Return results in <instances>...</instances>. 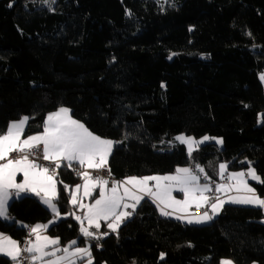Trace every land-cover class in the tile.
Returning a JSON list of instances; mask_svg holds the SVG:
<instances>
[{
	"label": "trees",
	"instance_id": "1",
	"mask_svg": "<svg viewBox=\"0 0 264 264\" xmlns=\"http://www.w3.org/2000/svg\"><path fill=\"white\" fill-rule=\"evenodd\" d=\"M42 1L0 0V134L24 116L37 129L64 107L116 142L107 165L117 181L196 164L215 180L221 163L264 179V0ZM182 133L220 138L222 148L208 143L190 156L172 142ZM77 168L63 164L55 177L65 218L46 233L59 246L85 241L65 190L82 181ZM252 186L264 197V184ZM8 214L0 234L19 242L27 226L52 218L32 196ZM263 218L260 208L225 205L210 223L189 225L144 199L117 232L104 222L108 235L86 239L92 264H264Z\"/></svg>",
	"mask_w": 264,
	"mask_h": 264
},
{
	"label": "snow or ice",
	"instance_id": "2",
	"mask_svg": "<svg viewBox=\"0 0 264 264\" xmlns=\"http://www.w3.org/2000/svg\"><path fill=\"white\" fill-rule=\"evenodd\" d=\"M47 2L48 0H45V3ZM11 6L9 4V7ZM261 79L264 80V75ZM28 119L23 117L18 122L10 123L6 132L0 134V217L7 218V204L12 190L17 196L23 192L34 193L56 216H59L58 206L54 203L58 199L55 177L58 174L57 170L65 162L70 168L78 164L81 169H84L78 172L83 185H76L74 189L65 185V190L70 192L69 203L83 210L82 216L75 213H69V215L79 222L80 233L85 238L99 240L108 235V233H99L101 221L107 222L111 232H117L120 225L133 215L145 197L151 198L164 216H171L177 211H187L193 204L198 208L207 206L210 209L211 215L207 210L200 216L176 215V219L186 220L189 224L211 220L226 202L264 208V198H261L256 189L244 179L247 175L250 179L264 184V179L251 166L247 173H228V183L215 185L217 194L229 191L237 193V195L228 196L227 200L222 199L221 195H216L214 199L206 195L212 191V188L207 182L200 183V174H204L205 181L209 180L205 169L200 164L195 165V171L189 167H178L174 174L127 177L123 181H112L111 187H108L109 180L102 176H93L92 171H101L106 168L113 147L111 140L93 134L83 123L73 119L69 109L64 107L47 116L43 122L42 132L22 138ZM175 139L187 146L191 156L200 144L210 138L205 136L197 141L192 137L179 135ZM216 143L221 144L222 140L217 139ZM41 149L43 160L50 162L54 167H45L37 163L36 159L30 158ZM12 153H16L19 158H11ZM226 167L224 163L219 165L221 178L224 177ZM108 172L111 175L110 169ZM18 173L23 174V181L20 183L16 182ZM150 182L154 183L150 184ZM81 187L86 197L91 196L92 191L98 188L99 198L94 199L93 203L84 204L82 198L77 196ZM173 190L183 193L184 199H176L172 195ZM168 208H172L173 212L167 211ZM126 209L132 211H126ZM85 221H87V227ZM93 227L96 232L89 230ZM47 228V224L31 227L29 234L34 236L35 240L29 239L26 242L27 246L22 249L16 241L0 236V254L8 256L13 264H20L22 253L29 254V264H35L36 261H41L42 264H77V260L83 262L85 258H87V264H92L90 247L75 246L77 245L75 240L66 247H55L59 245V239L42 234ZM49 246L54 247L51 251H46ZM58 252L63 254L57 256ZM164 256L165 254L161 253V259ZM44 257H53V259L44 261ZM220 264H232V261L225 259Z\"/></svg>",
	"mask_w": 264,
	"mask_h": 264
},
{
	"label": "crops",
	"instance_id": "3",
	"mask_svg": "<svg viewBox=\"0 0 264 264\" xmlns=\"http://www.w3.org/2000/svg\"><path fill=\"white\" fill-rule=\"evenodd\" d=\"M264 87V86H263ZM60 108H58L56 111H58ZM56 111H54V112H56ZM51 113H53V112H51ZM50 114V113H49ZM49 114H47L46 116H45V118L43 119V121H42V123L40 124V126L37 128V129H31V130H29L28 129V125H29V119H28V122H27V124L25 125V131H24V134H23V137L22 138H26L27 136H29V135H34V134H37V133H40V132H42L43 131V122H44V120L47 118V116L49 115ZM69 114L71 115V113H70V110H69ZM25 117V116H24ZM71 117H72V115H71ZM23 117H21L20 119H18V120H16V121H13V122H18L19 120H21ZM73 118V117H72ZM74 119V118H73ZM76 120V119H75ZM12 123V122H11ZM213 141L214 140H211V143H213ZM113 148L114 147H112V151H113ZM112 151H111V153H112ZM111 155V154H110ZM110 157V156H109ZM108 160H109V158H108ZM64 164H66V162L64 163ZM108 164V163H107ZM224 164H226L227 165V167H226V171H225V174H224V177L223 178H221V176H220V174H219V168H218V170H217V173H216V179L215 180H210V182H209V185H210V187H211V182H213V184L214 185H216V184H225V183H228V181H227V174L228 173H233V172H239V170H235V171H231V170H229L228 169V164L227 163H224ZM67 165V164H66ZM77 166H78V168H80L79 167V165L78 164H76ZM75 165V166H76ZM108 166V165H107ZM54 167V166H53ZM189 168H191V167H189ZM249 168V167H248ZM248 168H246V169H244V170H242L241 172H245V173H247V170H248ZM177 169V168H176ZM175 169V170H176ZM82 170H84V169H82ZM90 171H92V170H90ZM175 173V171L173 172V173H170V174H174ZM166 175H168V174H166ZM161 176H163V175H161ZM125 179V178H124ZM123 179V180H124ZM244 179L245 180H247V182L249 183V185L251 186V187H253L252 186V183L254 182V183H256V184H260V183H258L257 181H255V180H252V179H250L248 176H247V178L246 177H244ZM56 180V179H55ZM122 180V181H123ZM23 181V174L22 173H18L17 174V177H16V182L17 183H20V182H22ZM152 183H154V182H150V184H152ZM201 184H203L202 182H200ZM78 185H83V180L78 184ZM108 186H111V185H108ZM57 188V187H56ZM75 188V187H74ZM73 188V189H74ZM254 188V187H253ZM210 194H211V192H209V193H206V195H208V196H210ZM41 195H43V193H41ZM172 195L176 198V199H179V200H183L184 199V196H183V193H181V192H179V191H177V190H173V193H172ZM216 195H221V198L222 199H225V200H227V198H228V196H234V195H237V193L235 192V191H229V192H227V193H221V194H217L216 193ZM23 196H32V197H34L35 199H37L44 207H46V205L41 201V198L40 197H38V196H36L34 193H32V192H23V193H20V195L19 196H17L16 194H15V191L14 190H12V195L9 197V200H8V204H7V218H4V217H0V220H2V221H4V222H8V223H12L13 221H14V219L12 218V216H10L9 214H8V207H9V205H10V203L12 202V201H14V200H18V199H20V198H22ZM78 196L81 198L82 196H83V198H84V200L85 199H88L89 201H91V203H93L94 202V199H96V198H99V189L98 188H96V189H94L93 191H92V195L91 196H84V194H83V187H81V189H80V191L78 192ZM261 197V196H260ZM261 198H264V197H261ZM144 199H150L151 201H152V199L151 198H148V197H145ZM143 199V200H144ZM153 202V201H152ZM54 203H55V201H54ZM155 205H156V203H154ZM225 205H237V206H244V207H255V208H259V207H256V206H253V205H244V204H234V203H229V202H226L223 206H222V208L220 209V211L218 212V213H216L215 215H213V217H212V219L211 220H207V221H203V222H201V223H195V222H193V223H191V224H206V223H210L211 221H213L216 217H218V216H220L221 215V213H222V211H223V209H224V206ZM157 206V205H156ZM197 208V209H201V208H204V207H200V208H198V207H196L195 206V204H193L192 206H190L188 209H187V211H177V212H174L173 213V215H171V216H164V215H162L163 217H166V218H172V219H176L175 217H176V215H184V216H188V215H193V216H200V215H202V214H200V213H193L192 211H191V208ZM48 210H50L48 207H46ZM75 208H77V207H75ZM158 208V207H157ZM78 209V208H77ZM261 209V211H262V213H263V215H264V208H260ZM158 210H159V213H160V209L158 208ZM167 211H169V212H173V209L172 208H168V209H166ZM207 211H209V214L211 215V211H210V209L208 208V210ZM60 213V212H59ZM201 213H203V212H201ZM53 215L55 216V214L53 213ZM60 216V215H59ZM59 216H56V218H54V219H56L57 220V217H59ZM62 219H63V217L65 218V216H60ZM178 220V219H177ZM179 221H181V222H184V223H187L186 222V220L185 221H182V220H179ZM263 221H264V218H263ZM78 222V221H77ZM105 221H101V224L102 223H104ZM52 223H49V224H47L48 225V228H49V226L51 225ZM79 224V223H78ZM18 225H20V224H18ZM35 226V225H34ZM47 228V229H48ZM91 229V228H90ZM89 229V230H90ZM108 231H110L109 229H108ZM111 232V231H110ZM43 233H46V230L44 231V232H42V234ZM44 235V234H43ZM46 235H48V237H50V238H56V236H52V235H49L48 233H46ZM0 236H6V237H9L10 239H12V240H14V241H16L17 243H18V245H19V247H20V242L19 241H17V240H15V239H13L12 237H10V236H8V235H4V234H0ZM84 237V236H83ZM59 239V238H58ZM79 239L80 238H77V245H75V246H79V247H90V249H91V241L90 240H87L86 238H85V241L83 242V243H80V241H79ZM32 240H35V237L34 236H32ZM68 244V243H67ZM67 244L65 245V246H59V245H57V246H55V247H60V248H63V247H66L67 246ZM54 246H49L47 249H46V251H51L52 250V248H53ZM63 253L62 252H58L56 255L57 256H59V255H62ZM0 256H3V257H6V258H8L9 260H11L8 256H5V255H3V254H0ZM49 259H53V257H44V261H47V260H49ZM12 261V260H11ZM13 262V261H12ZM35 264H42V262L41 261H36L35 262ZM77 264H87V258H85L84 259V261L83 262H81L80 260H77ZM232 264H234L233 262H232Z\"/></svg>",
	"mask_w": 264,
	"mask_h": 264
},
{
	"label": "built area",
	"instance_id": "4",
	"mask_svg": "<svg viewBox=\"0 0 264 264\" xmlns=\"http://www.w3.org/2000/svg\"><path fill=\"white\" fill-rule=\"evenodd\" d=\"M11 158H19V156L16 154V153H12L11 154ZM31 159H36V162L45 166V167H53L54 165L51 164L50 162H47V161H44L43 158H42V149L37 151L35 156H31L30 157ZM191 168L195 171V167L194 166H191ZM108 169H109V166H106V168L104 170H101V171H92V174L93 176H102L103 178L105 179H108L109 180V185H111V182L112 181H117V179L114 177V175L111 173V175H109V172H108ZM79 171H83L81 170L80 168H77L73 171V174L74 175H77L78 176V172ZM200 176H202V174H200ZM245 177L247 178V175H245ZM211 188H212V191H211V194H210V197H212L213 199L215 198L216 196V192H215V185L213 184V182H211ZM208 210V207L205 206L204 208H201V209H197V208H191V211L193 213H200V212H204ZM126 211H132L131 209H126ZM30 228L31 226H27L25 228V238L20 242V248H24L26 247V242L29 240V239H32V236H30ZM90 231H93V232H96V229L95 228H91ZM100 233V231H99ZM28 256L29 254L28 253H22L21 257H20V264H29V260H28ZM13 264V262H12Z\"/></svg>",
	"mask_w": 264,
	"mask_h": 264
},
{
	"label": "rangeland",
	"instance_id": "5",
	"mask_svg": "<svg viewBox=\"0 0 264 264\" xmlns=\"http://www.w3.org/2000/svg\"><path fill=\"white\" fill-rule=\"evenodd\" d=\"M56 0H54V2H55ZM53 0H48V2L47 3H45V0H43L41 3L43 4V5H45V6H52L53 5ZM262 75H264V71L263 72H261L260 74H259V79H260V81L262 82V84H263V86H264V80H262L261 79V76ZM179 135H184L185 137H192L193 139H195V140H197V141H199V140H201L203 137H205V136H203V137H199V138H196V137H194V136H192V135H187V134H184V133H182V134H178V135H176V136H174V138H173V140H172V142H174V143H180L179 141H177L175 138L177 137V136H179ZM209 137V136H208ZM210 139L208 140V141H205L203 144H200L199 146H202V145H205V144H208V143H211V140H214L213 141V143L214 144H216L219 148H222V143L221 144H218V143H216V140L217 139H220V138H217V137H209ZM107 140V139H106ZM221 140V139H220ZM112 142H113V147L115 146V144H116V142L115 141H113V140H111ZM181 144V143H180ZM184 145V144H183ZM185 146V148L187 149V151H188V148H187V146L186 145H184ZM114 149V148H113ZM191 167V166H190ZM81 169V168H80ZM82 170V169H81ZM242 170H239V172H241ZM150 176H153V175H150ZM142 177H144V176H142ZM210 178H209V180L208 181H205L204 180V174H202V176H201V179H200V182H202V183H209L210 182ZM120 181H122V180H120ZM108 187H111V186H108ZM77 196H78V193H77ZM79 197V196H78ZM82 198V202L84 203V204H89V203H91V201H89L88 199H85L84 200V198H83V196L81 197ZM237 206V205H236ZM47 207V206H46ZM78 208V207H77ZM51 213H52V218L50 219V221H52V224L51 225H53V224H57L58 222H60L61 220H62V218L60 217V216H64V215H62L61 213H60V216L59 217H57V220L56 219H54V218H56V215L54 216L53 215V212L51 211V210H49ZM200 214H202V213H200ZM75 215H83V210H81V209H77V211L75 212ZM160 215H161V212H160ZM162 216V215H161ZM193 216V215H192ZM64 218V217H63ZM74 218V217H73ZM75 219V218H74ZM50 221H48L47 223H39L40 225H45V224H49V222ZM76 222H77V220H75ZM77 223H79V222H77ZM262 223L264 224V221L262 220ZM100 224H101V222H100ZM187 224H189V223H187ZM206 224H208V223H206ZM37 225V224H36ZM50 225V226H51ZM79 225V232H80V224H78ZM190 225V224H189ZM191 225H205V224H191ZM49 226V227H50ZM85 226L87 227L88 225H87V221H85ZM94 228V227H93ZM44 235H46V233H43ZM80 235H82L81 233H80ZM48 236V235H47ZM83 236V235H82ZM56 238H58V237H56ZM75 241H77V238L76 239H74ZM73 241V240H72ZM71 242V241H70ZM70 242L67 244V246L70 244ZM222 260H225V259H222ZM221 260V261H222ZM227 260H231V259H227ZM255 264V263H254Z\"/></svg>",
	"mask_w": 264,
	"mask_h": 264
}]
</instances>
